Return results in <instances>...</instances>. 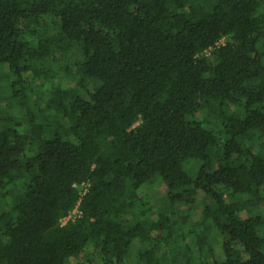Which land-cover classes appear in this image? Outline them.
I'll list each match as a JSON object with an SVG mask.
<instances>
[{"label":"trees","instance_id":"trees-1","mask_svg":"<svg viewBox=\"0 0 264 264\" xmlns=\"http://www.w3.org/2000/svg\"><path fill=\"white\" fill-rule=\"evenodd\" d=\"M0 72V264H264V0H0Z\"/></svg>","mask_w":264,"mask_h":264},{"label":"built area","instance_id":"built-area-1","mask_svg":"<svg viewBox=\"0 0 264 264\" xmlns=\"http://www.w3.org/2000/svg\"><path fill=\"white\" fill-rule=\"evenodd\" d=\"M84 190H85V186L83 185L81 192H84ZM77 210H78V206L71 213H69L66 217H64L60 222L61 226H64L69 221H74V219L78 217Z\"/></svg>","mask_w":264,"mask_h":264},{"label":"rangeland","instance_id":"rangeland-1","mask_svg":"<svg viewBox=\"0 0 264 264\" xmlns=\"http://www.w3.org/2000/svg\"><path fill=\"white\" fill-rule=\"evenodd\" d=\"M3 74V72H0V75H2ZM2 76H1V79H0V86H1V84L3 85V81H2ZM1 89H2V86H1V88H0V93H1ZM158 194H159V198L158 199H155V202H157L158 200L160 201L162 198H163V194H162V192L160 193V192H158Z\"/></svg>","mask_w":264,"mask_h":264}]
</instances>
